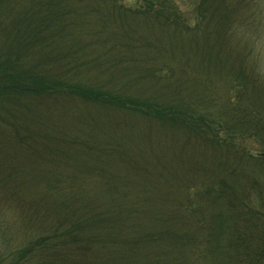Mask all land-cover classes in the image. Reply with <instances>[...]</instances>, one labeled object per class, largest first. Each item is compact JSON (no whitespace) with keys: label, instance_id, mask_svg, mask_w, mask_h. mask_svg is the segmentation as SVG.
Listing matches in <instances>:
<instances>
[{"label":"trees","instance_id":"obj_1","mask_svg":"<svg viewBox=\"0 0 264 264\" xmlns=\"http://www.w3.org/2000/svg\"><path fill=\"white\" fill-rule=\"evenodd\" d=\"M257 9L0 0V264H264Z\"/></svg>","mask_w":264,"mask_h":264},{"label":"rangeland","instance_id":"obj_2","mask_svg":"<svg viewBox=\"0 0 264 264\" xmlns=\"http://www.w3.org/2000/svg\"><path fill=\"white\" fill-rule=\"evenodd\" d=\"M257 12L258 21L256 25L247 27V29L242 28L239 31H236V39L238 40L240 46L246 51L244 54L246 56V61L249 66L254 65L259 79L261 80L260 84L264 87V0H258ZM224 82L225 81H219L217 87L223 93V95H227ZM248 143L252 148L259 149L260 145L254 139L251 141L249 140ZM17 227V221H15L14 224L12 221H9V228L11 230L6 229V232H4L9 243H11V236L12 238L14 237L15 229Z\"/></svg>","mask_w":264,"mask_h":264}]
</instances>
